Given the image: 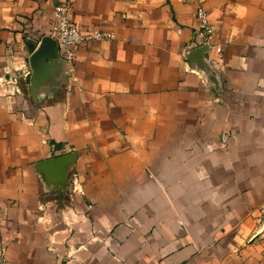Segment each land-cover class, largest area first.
Segmentation results:
<instances>
[{
	"label": "crops",
	"instance_id": "crops-1",
	"mask_svg": "<svg viewBox=\"0 0 264 264\" xmlns=\"http://www.w3.org/2000/svg\"><path fill=\"white\" fill-rule=\"evenodd\" d=\"M62 1L113 36L34 101ZM197 4L215 84L187 55ZM68 151L48 192L33 164ZM0 264H264V0H0Z\"/></svg>",
	"mask_w": 264,
	"mask_h": 264
},
{
	"label": "water",
	"instance_id": "water-1",
	"mask_svg": "<svg viewBox=\"0 0 264 264\" xmlns=\"http://www.w3.org/2000/svg\"><path fill=\"white\" fill-rule=\"evenodd\" d=\"M190 63L196 65L205 81L216 83L214 72L208 62V45L196 46L187 52ZM31 69L29 91L36 101L41 92L50 93L63 80L65 67L58 54V44L49 34L40 36L35 48L28 56ZM76 156L75 151L48 156L34 162L33 167L39 175L44 188L53 194L61 195L69 184L67 173Z\"/></svg>",
	"mask_w": 264,
	"mask_h": 264
},
{
	"label": "built area",
	"instance_id": "built-area-1",
	"mask_svg": "<svg viewBox=\"0 0 264 264\" xmlns=\"http://www.w3.org/2000/svg\"><path fill=\"white\" fill-rule=\"evenodd\" d=\"M195 26H194V44L196 46L207 44L210 47V38L212 36V26L208 21L205 8L200 4L195 6ZM53 24L50 34L58 44V53L62 58L70 64L73 58L72 47L89 39H107L113 36V32L99 27H93L82 31L76 23L69 18L67 2L62 1L52 7ZM213 49L217 52L218 45H213ZM223 138V136H222Z\"/></svg>",
	"mask_w": 264,
	"mask_h": 264
},
{
	"label": "rangeland",
	"instance_id": "rangeland-1",
	"mask_svg": "<svg viewBox=\"0 0 264 264\" xmlns=\"http://www.w3.org/2000/svg\"><path fill=\"white\" fill-rule=\"evenodd\" d=\"M72 176H73L72 177V180H73V183L75 185L78 182V180H77V178H76V176L74 174Z\"/></svg>",
	"mask_w": 264,
	"mask_h": 264
}]
</instances>
